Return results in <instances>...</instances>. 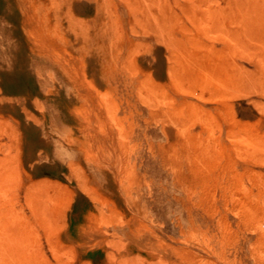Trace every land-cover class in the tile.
Wrapping results in <instances>:
<instances>
[{"label":"rangeland","instance_id":"374dc122","mask_svg":"<svg viewBox=\"0 0 264 264\" xmlns=\"http://www.w3.org/2000/svg\"><path fill=\"white\" fill-rule=\"evenodd\" d=\"M181 1L0 0V264H264V17Z\"/></svg>","mask_w":264,"mask_h":264},{"label":"bare ground","instance_id":"6f19581e","mask_svg":"<svg viewBox=\"0 0 264 264\" xmlns=\"http://www.w3.org/2000/svg\"><path fill=\"white\" fill-rule=\"evenodd\" d=\"M63 1V0H62ZM65 2H64V4H66V0H64ZM159 1V0H158ZM164 0H162V2L161 3H164L163 2ZM182 1H184V0H182ZM181 1V2H182ZM240 3H246V4H244L245 5V7H243L244 8V12L246 13V14H248V15H252V16H255V17H260V18H263L264 17V0H238ZM237 1V2H238ZM58 2V1H57ZM60 2H61V0H60ZM148 2V1H147ZM146 2V3H147ZM192 2V1H191ZM215 2H216V0H215ZM214 2V3H215ZM186 3H188V1L186 2ZM189 3H190V1H189ZM195 3V2H194ZM213 3V2H212ZM221 3V2H220ZM227 3V2H226ZM63 4V3H62ZM166 4V3H165ZM149 5V4H148ZM215 6V5H214ZM228 6V5H227ZM223 7V6H222ZM235 7L237 8L238 6H234L233 7V9H235ZM196 8H198L197 7V5H196ZM195 8V9H196ZM189 9H190V7H189ZM217 9H219V8H217ZM228 9V8H227ZM230 9H232V7H229V11H230ZM207 10V9H206ZM195 12H196V10H195ZM184 13H187V12H184ZM223 13V12H222ZM230 13H231V11H230ZM204 14V13H203ZM224 14V13H223ZM189 15H193V14H189ZM189 15H188V17H189ZM165 17V16H164ZM204 17H205V14H204ZM244 17V16H243ZM248 18V17H247ZM170 19V18H169ZM216 19V18H215ZM218 19H220V18H218ZM233 19V18H232ZM71 20V19H70ZM145 20L147 21V19L145 18ZM172 20V19H171ZM217 20V19H216ZM145 21V22H146ZM162 21H163V18H162ZM190 21V20H189ZM233 21V20H232ZM68 22H69V20H68ZM71 22V21H70ZM209 22V21H208ZM224 22V21H223ZM264 22V21H263ZM79 22H77V24H78ZM167 23V22H166ZM213 23V22H212ZM67 24H69V23H67ZM165 24V23H164ZM200 24H201V21H200ZM198 25V24H197ZM209 25V24H208ZM215 26V25H214ZM31 27V26H30ZM72 27H73V24H72ZM204 27V26H203ZM219 27H220V25H219ZM249 27V26H248ZM74 28H75V26H74ZM73 28V29H74ZM78 28V27H77ZM86 28V27H85ZM208 28V27H207ZM256 28H257V26H256ZM31 29V28H30ZM261 29V28H260ZM218 30H219V28H218ZM224 30V29H223ZM228 30V29H227ZM258 31V30H257ZM224 32H225V30H224ZM244 32V31H243ZM58 33V32H57ZM32 34V33H31ZM238 34H239V31H238ZM33 35V34H32ZM235 35H237L236 33H235ZM35 37H36V34L34 35ZM242 36H243V34H242ZM60 37V36H59ZM81 37V36H80ZM232 37V36H231ZM236 38V37H235ZM37 39V38H36ZM82 39V38H81ZM244 39V38H243ZM4 40V39H3ZM86 40V39H85ZM84 40V41H85ZM255 40V39H254ZM237 41V40H236ZM42 42V41H41ZM62 42V41H61ZM238 43H239V41H238ZM264 43V42H263ZM62 45V44H61ZM242 45V44H241ZM246 45V44H245ZM6 46H8L7 44H6ZM68 46V45H67ZM92 46V45H91ZM64 47V46H63ZM79 47V46H78ZM233 47H234V44H233ZM243 47H244V45H243ZM75 49V48H74ZM79 49V48H78ZM245 47H244V51H245ZM247 50H249V48L247 49ZM246 50V51H247ZM76 52H78V51H76ZM248 52V51H247ZM224 53V52H223ZM251 54H253V52L251 51ZM260 57H262V56H259V59L261 60V58ZM214 58V57H213ZM233 58V57H232ZM231 58V59H232ZM262 58H264V57H262ZM263 61V60H262ZM231 62H232V60H231ZM261 63V62H260ZM261 64H263V62L261 63ZM225 68V67H224ZM238 72V71H237ZM226 73V72H225ZM240 73H241V71H240ZM222 74H224V73H222ZM213 76V75H212ZM239 78H241L240 76H239ZM245 78V77H244ZM257 82V81H256ZM244 83V82H243ZM207 85V84H206ZM209 85V84H208ZM80 101V100H79ZM83 101H84V98H83ZM86 101V100H85ZM84 101V102H85ZM84 102H82L83 104H85ZM81 103V102H80ZM79 110H80V108H79ZM86 111L85 112H87V109H85ZM81 112H83V111H81ZM90 112V111H89ZM88 112V113H89ZM87 113V114H88ZM196 115V114H195ZM82 116V115H81ZM90 116H91V114H90ZM200 116H201V114H200ZM206 116V115H205ZM79 118H81V117H79ZM201 120H202V118H200ZM207 119H208V117H207ZM77 120H78V118H77ZM85 120H86V118H85ZM88 120H90V119H88ZM205 120H206V118H205ZM203 121H204V115H203ZM80 122H81V120H80ZM82 122H83V119H82ZM205 122V121H204ZM207 122V121H206ZM205 122V123H206ZM209 122V121H208ZM84 123H86V122H84ZM91 122L89 121V124H90ZM115 123V122H114ZM97 124V123H96ZM98 125V124H97ZM113 125V124H112ZM101 129V128H100ZM206 130H210V126H209V128H207ZM86 133V132H85ZM208 134H209V132H207ZM235 134V133H234ZM86 135H87V133H86ZM90 135L91 134H89V138H91L90 137ZM234 136H236V135H234ZM215 137V136H214ZM213 137V138H214ZM87 139H88V137H87ZM207 139V135H206V138L204 139V141ZM215 139V138H214ZM247 139V138H246ZM245 139V140H246ZM86 140V139H85ZM88 140H91V139H88ZM221 140V139H220ZM247 140H249V139H247ZM246 140V141H247ZM253 141H256V139L254 140V139H252ZM88 143H89V141H87ZM215 142H218L217 140L215 141ZM91 143V142H90ZM223 143V142H222ZM256 143H257V141H256ZM262 143V142H261ZM205 144V143H204ZM225 144V143H224ZM217 145V144H216ZM256 145V144H255ZM207 145H205L204 146V148L206 147ZM218 146V145H217ZM221 146V145H220ZM222 146H224L223 144H222ZM227 146V145H226ZM225 146V147H226ZM257 146H260L259 145V141H258V145ZM261 146H263V144H261ZM216 147V146H215ZM219 147V146H218ZM264 147V146H263ZM208 148V147H207ZM213 148H214V146H213ZM213 148L211 149L212 150V153H213ZM222 148V147H221ZM228 150H229V148H227ZM216 150V149H215ZM209 152H211L210 150H209ZM215 152V151H214ZM226 152V151H225ZM107 153H109V151H107ZM203 153H204V150H203ZM219 153L221 154L222 152L221 151H219ZM218 153V154H219ZM224 153V152H223ZM106 154V153H105ZM117 154V153H116ZM215 153H213V155H214ZM216 155V154H215ZM214 155V156H215ZM222 155V154H221ZM220 156V155H219ZM202 157H203V155L201 156V159H202ZM206 157H207V155H206ZM205 157V158H206ZM217 158V157H216ZM216 158H215V160H216ZM221 158V157H220ZM214 159V158H213ZM212 159V160H213ZM215 160H214V163H215ZM218 160V159H217ZM202 161V160H201ZM208 163V162H207ZM213 163V164H214ZM212 165V164H211ZM229 173V172H228Z\"/></svg>","mask_w":264,"mask_h":264}]
</instances>
